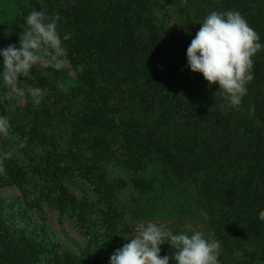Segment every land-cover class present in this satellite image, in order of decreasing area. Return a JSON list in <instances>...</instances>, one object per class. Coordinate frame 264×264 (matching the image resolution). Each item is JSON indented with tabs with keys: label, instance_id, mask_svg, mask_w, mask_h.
<instances>
[{
	"label": "trees",
	"instance_id": "trees-1",
	"mask_svg": "<svg viewBox=\"0 0 264 264\" xmlns=\"http://www.w3.org/2000/svg\"><path fill=\"white\" fill-rule=\"evenodd\" d=\"M19 1L12 21L0 24V48L19 47L25 17L45 11L61 17V37L71 36L63 41L70 63L34 72L27 84L44 90L41 103L27 102L25 111L15 106L9 134L0 136L5 145L12 130L18 134L31 177L19 176L24 171L1 155L0 169L14 181L19 176L17 186L37 178L31 185L37 199L61 212L75 205L68 185L83 180L110 220L124 217L113 205L109 180L115 160L134 173L129 186L141 197L138 220L189 200L194 216L226 250L220 264L235 253L253 264L264 248L258 218L264 210V50L253 57L254 79L235 108L227 107L218 85L186 67V51L212 11H238L264 44V0H185L170 17L162 16V0ZM172 211L184 217L183 209ZM6 222L0 197V264H79L70 253L54 252L44 229L38 239ZM114 235L106 264L121 248ZM160 255L171 257V246L161 245Z\"/></svg>",
	"mask_w": 264,
	"mask_h": 264
},
{
	"label": "clouds",
	"instance_id": "clouds-1",
	"mask_svg": "<svg viewBox=\"0 0 264 264\" xmlns=\"http://www.w3.org/2000/svg\"><path fill=\"white\" fill-rule=\"evenodd\" d=\"M57 15L48 16L45 11H31L25 17L26 27L19 36V47L12 44L0 48V81L11 93L19 90L20 77L32 78V69L40 65L57 71L65 69L70 61L58 31ZM264 50L257 32L251 28L238 11L210 12L200 23L199 31L186 51V67L192 73L202 74L209 86L218 85V93L229 108L238 107L247 95V85L254 79L253 57ZM83 71V67L80 68ZM34 104L39 105L44 90L28 89ZM0 100V104H3ZM6 110V107H5ZM10 121L0 114V136L7 137ZM258 218L264 222V210ZM121 248L110 255L109 264H220L221 244L206 238L202 231L175 233L157 223L142 225L135 235L127 239ZM168 244L173 255L161 256V245Z\"/></svg>",
	"mask_w": 264,
	"mask_h": 264
},
{
	"label": "rangeland",
	"instance_id": "rangeland-1",
	"mask_svg": "<svg viewBox=\"0 0 264 264\" xmlns=\"http://www.w3.org/2000/svg\"><path fill=\"white\" fill-rule=\"evenodd\" d=\"M184 2L185 0H162L164 4L163 10H166L162 12V16H172L173 9ZM18 8H20L19 0H0V24L11 22ZM37 70L42 72V66H34L32 78H19L21 81L18 84L20 91L16 93H11L10 89L0 81V100L4 101L3 104H0V114L6 115L9 120H13L15 119L13 111L15 106L19 105L25 111L27 102L30 105L31 102L34 104L31 96L27 98L26 91L30 88L27 82L34 78V72ZM56 132H59V129ZM11 134V140H8L5 145L0 139V155L6 161V165L24 171L22 175L18 174L19 176L31 177L32 173L27 169V159L23 157L19 147H17L18 134L13 130ZM110 165L113 167L114 172L109 175V180L114 187L113 205L117 212H124L123 218L119 219L117 217L110 220L104 218L102 216V213L105 212L103 210V202H100L92 187L78 178H75L74 184L68 185L69 195L75 201V205L72 203L69 206L70 208L61 212L49 205V203L47 204L43 200L37 199L36 190L31 186L34 183L36 184L37 178H34L31 185L25 184L21 180V185L17 186L16 181L19 176L14 181L9 177V174L0 169V178L5 180V183L0 185V197L6 208V223L9 227L16 231H21L25 235L40 236L38 239H41V232L44 229L48 237L47 239L44 238V240L52 241L53 251L58 255L64 252L70 253L77 259L79 264H106L108 257L106 253L111 251L110 246L113 244L112 236L114 234L116 241L118 239V242H121L119 247H122L128 242L127 239L135 235L140 226L149 222L171 228L178 233L187 232L191 234L193 231H202L206 238L218 241L212 235V231L205 227L202 217L200 215L194 216L195 213L191 209L189 200H185L184 203H171L172 207L170 204H164L161 208L162 211L156 214L154 218L146 220L139 218L138 220L136 206L142 204L140 202L141 197L129 186L134 173L120 168L115 160ZM147 174L149 177L154 175L151 171H148ZM158 187L163 189L160 184ZM157 193V191H154L148 196L150 198L151 195L156 196ZM160 202L161 200H159ZM175 208H178V210L183 209L184 212L181 215L184 217H180L176 212L172 211ZM87 216L93 219L91 223L87 220ZM80 217H83L82 220ZM135 218L137 219L134 220ZM91 235H93L92 239L90 238ZM262 243L264 244V239ZM225 251L221 247L220 255ZM237 256H240V254L235 253L233 256H229L230 258L222 264H244L248 262L247 258ZM43 262H48V260L45 259ZM253 264H264V248L258 252Z\"/></svg>",
	"mask_w": 264,
	"mask_h": 264
}]
</instances>
